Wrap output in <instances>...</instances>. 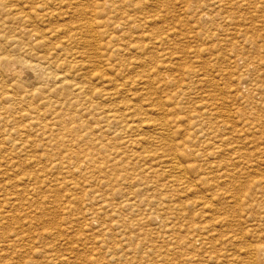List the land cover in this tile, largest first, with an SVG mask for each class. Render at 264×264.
Segmentation results:
<instances>
[{
    "label": "rangeland",
    "instance_id": "1",
    "mask_svg": "<svg viewBox=\"0 0 264 264\" xmlns=\"http://www.w3.org/2000/svg\"><path fill=\"white\" fill-rule=\"evenodd\" d=\"M0 115V264H264V0H0Z\"/></svg>",
    "mask_w": 264,
    "mask_h": 264
},
{
    "label": "bare ground",
    "instance_id": "2",
    "mask_svg": "<svg viewBox=\"0 0 264 264\" xmlns=\"http://www.w3.org/2000/svg\"><path fill=\"white\" fill-rule=\"evenodd\" d=\"M27 1H30V0H27ZM43 1V0H41ZM137 9H140L142 10L143 9V6L141 7H138ZM92 17L93 19H95V16L92 14ZM91 23V22H89ZM91 26V24H90ZM26 68V67H25ZM254 70V69H253ZM12 73H15V74H18V71H12ZM19 77V76H17ZM253 88V87H252ZM245 92V91H244ZM260 92V91H259ZM252 94V93H251ZM253 96V95H252ZM260 99V98H259ZM261 100V99H260ZM253 102V100H252ZM257 103V102H256ZM45 115V113H42V112H39V110L37 109V107H32V106H26L24 109H23V113L22 115L20 116L19 120H23V121H20L21 123L18 122V124L16 125V128H15V133H25V134H28L29 133V130L33 127H39V129L43 132H45L47 130V124H45L44 122H38V119H40L41 117H43ZM106 117L107 119H112L113 116L111 114V112H106ZM2 117L0 115V121H1ZM250 124V123H249ZM257 125V124H256ZM258 126V125H257ZM252 127V126H250ZM261 127V126H260ZM249 129V127H247ZM243 130V129H242ZM245 131V130H244ZM236 132V131H235ZM258 134V133H257ZM249 138V137H247ZM246 139V138H245ZM244 139V140H245ZM237 140V139H236ZM248 141V140H247ZM242 142V141H241ZM249 142V141H248ZM263 142V141H262ZM214 144V143H213ZM217 145V144H216ZM204 146V145H203ZM221 147V146H220ZM226 149V148H225ZM263 149V148H262ZM198 150V149H197ZM202 151V150H201ZM231 152V151H230ZM208 153V152H207ZM203 154V153H202ZM217 154V153H216ZM208 155V154H207ZM206 155V156H207ZM221 156V155H220ZM172 159V158H171ZM169 160V159H168ZM262 160V159H261ZM214 161V160H212ZM175 165V164H174ZM210 165V164H209ZM227 165V164H226ZM213 167V166H211ZM216 167V166H215ZM177 168V165L176 167ZM231 168V167H230ZM179 169V168H177ZM183 171V170H182ZM178 172V171H177ZM176 172V173H177ZM181 174V173H180ZM175 175V174H174ZM178 175V174H177ZM228 243V242H227ZM208 261V260H207Z\"/></svg>",
    "mask_w": 264,
    "mask_h": 264
}]
</instances>
